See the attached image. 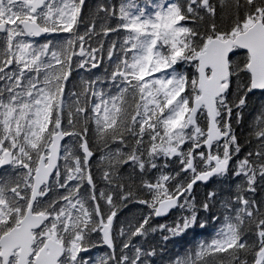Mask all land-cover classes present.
Segmentation results:
<instances>
[{"label": "snow or ice", "instance_id": "1", "mask_svg": "<svg viewBox=\"0 0 264 264\" xmlns=\"http://www.w3.org/2000/svg\"><path fill=\"white\" fill-rule=\"evenodd\" d=\"M0 264H264V0H0Z\"/></svg>", "mask_w": 264, "mask_h": 264}, {"label": "trees", "instance_id": "2", "mask_svg": "<svg viewBox=\"0 0 264 264\" xmlns=\"http://www.w3.org/2000/svg\"><path fill=\"white\" fill-rule=\"evenodd\" d=\"M160 222H162V223H163L164 221H163V220H161ZM186 241H192V236L190 235L189 237H187V238H186ZM182 245H185V241H180V243H179V244H177V246H176V247H177V248H180V249L182 250V248H181V246H182Z\"/></svg>", "mask_w": 264, "mask_h": 264}]
</instances>
